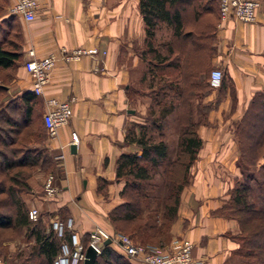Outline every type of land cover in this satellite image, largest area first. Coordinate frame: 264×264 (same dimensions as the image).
Segmentation results:
<instances>
[{"label": "crops", "instance_id": "crops-1", "mask_svg": "<svg viewBox=\"0 0 264 264\" xmlns=\"http://www.w3.org/2000/svg\"><path fill=\"white\" fill-rule=\"evenodd\" d=\"M13 1L7 0V8ZM258 2L251 21L227 18L217 23V19L211 40L210 63L221 70L220 89L211 88L202 98L214 105L206 113L208 123L196 130L201 144L171 225V232L191 241V255L198 264L235 263L232 250L237 242L231 235L237 232V223L211 211L240 174L231 122L240 117L254 92L264 91V0ZM19 25L21 56L3 85L0 104L22 90L30 91V77L23 67L28 49L34 57L55 54L47 81L35 94L40 116L46 98H72L67 122L53 136L45 131L43 138L44 152L54 159L55 192L44 196V176L39 172L30 178L25 200L45 213L66 208L72 232L80 238L93 225L101 226V215L119 201L121 181L113 179L115 157L138 150L123 141L129 122L139 118L128 94L133 69L144 63L137 53L144 36L137 0H38L33 18L19 17ZM76 46L95 47L96 53L60 59L59 47ZM70 130L78 135L73 152L68 147ZM98 177L108 181L105 195L95 189ZM7 247H14L12 241Z\"/></svg>", "mask_w": 264, "mask_h": 264}, {"label": "trees", "instance_id": "trees-1", "mask_svg": "<svg viewBox=\"0 0 264 264\" xmlns=\"http://www.w3.org/2000/svg\"><path fill=\"white\" fill-rule=\"evenodd\" d=\"M6 3L7 0H0V101L5 97L3 85L13 76L21 56L19 21L4 13ZM137 9L144 31L137 53L150 63L158 81L155 86L148 85L143 92L133 86L129 88L130 97L131 94H143L149 98V112L142 120L131 121L126 127L123 141L135 144L138 150L120 152L115 157L113 179L121 181L118 190L121 201L106 212V218L112 230L126 233L132 240L159 244L169 235L179 191L187 184L188 168L201 144L195 130L198 122L194 119H204V114L214 105L202 98L211 89L207 77L212 67L211 40L218 8L217 2L210 0H137ZM205 13H211V16L206 17ZM160 24L169 27V38L152 46L154 30ZM200 74L203 77L195 80ZM220 84L221 79L215 88L220 89ZM172 94L174 98L168 99L167 96ZM193 99L198 103L196 110L203 114L200 117L195 116L191 107ZM174 102L180 108L176 118L181 130L176 151L170 157L171 152L160 132L162 108L157 114L151 109L152 106L169 109ZM256 103L264 104V91H256L249 97L245 110L232 128L240 177L227 189L228 197L211 211L237 223L238 230L231 235L237 242L232 253L241 257L237 264H264V112L258 115L263 118L260 126L252 128L245 124L250 108ZM39 105L35 94L29 90H22L0 104V253L6 251V242L13 239L18 229L24 228L32 237L24 260L35 264L32 261L38 257L44 263L52 264L59 246L70 244L73 232L61 222L59 235L50 228L43 231L40 218L34 221L27 218V205L22 198L30 190L27 170L39 160L50 161L43 150L45 128ZM260 110L264 111V108ZM153 130H156L155 137ZM260 157L262 162L256 165ZM158 171L165 188L162 195L157 193L155 181H151ZM107 182L98 177L97 192L105 195L103 188ZM251 193L256 194L255 197L251 198ZM154 202L155 208L147 207V211L142 212L143 207ZM58 211L61 218L69 217L66 208ZM77 240L83 249L87 244V233L85 239L81 236ZM8 255L15 257L18 254L9 252ZM39 261L36 264H40ZM91 264L134 263L106 243L101 245Z\"/></svg>", "mask_w": 264, "mask_h": 264}, {"label": "built area", "instance_id": "built-area-1", "mask_svg": "<svg viewBox=\"0 0 264 264\" xmlns=\"http://www.w3.org/2000/svg\"><path fill=\"white\" fill-rule=\"evenodd\" d=\"M218 8L217 23L227 18L239 21H251L259 6L258 0H216ZM38 0H14L8 11L24 20H30L35 14ZM58 56L63 61L78 58L81 55H94L95 47H59ZM28 58L23 62V67L30 77V91L37 94L47 81L48 72L55 59L54 53H47L40 57H34L32 49L26 50ZM221 70L213 66L208 71L207 83L211 88L219 85ZM72 98L57 99L53 97L44 100V109L41 113V122L47 135L53 136L56 129L65 124L71 115ZM78 135L74 130L69 131V144H76ZM44 196H51L55 192L53 175L47 173L42 182ZM27 218L34 219L37 210L34 207L27 209ZM52 228L59 234L61 224L57 220L52 221ZM108 238L109 244L130 259L134 264H198L199 262L191 255V241L184 236H172L164 245L132 240L128 234L106 230L101 226L93 225L87 233V244H90L97 254L100 251L102 240ZM70 240L73 245L72 252L66 250V245L61 244L62 254L53 258L52 264H76L83 258L81 248L74 233ZM63 259V261H62Z\"/></svg>", "mask_w": 264, "mask_h": 264}, {"label": "rangeland", "instance_id": "rangeland-1", "mask_svg": "<svg viewBox=\"0 0 264 264\" xmlns=\"http://www.w3.org/2000/svg\"><path fill=\"white\" fill-rule=\"evenodd\" d=\"M4 13L6 15H8V16L10 15V16L15 17L19 21V17L16 16V15H14V14H12V13H10L8 11L7 6H5V8H4ZM204 15L206 17H208V16H211V13H205ZM215 23H216V21H215ZM168 35H169V27H167V26H165L163 24L158 25L156 27V29L154 30V33H153L152 46H155L158 42H161L163 40H168V38H169ZM211 46H213L212 43H211ZM209 68H207V71H208ZM201 74L197 78H195V80H200L203 77V76H201ZM131 75H132L133 80H134L133 81V84L131 86H133L134 88H138L141 92H143L144 90H146V87L148 85H154L155 86L156 85V82L158 81V77L151 70L150 63L147 62V61H145V60H144V63H142V65L140 67L138 66L136 70L133 69V72H132ZM131 95H132L131 96V99H132L131 100V103L135 106V114H136L137 117H139L138 120H142V116L144 114L146 115L149 112V108H148L149 98L147 96L143 95V94H140V95H138V94H131ZM170 97L174 98V95L172 94L170 96H167L168 99ZM143 98H145L146 101L143 102ZM195 100L196 99H193L192 100L191 107H193L195 116H199L200 117L203 114L201 113V111L196 110V109H198L197 108V104L198 103H195L196 102ZM246 104H247V102L244 104V107H243V109L241 111V114L245 110ZM171 106H172L171 108L165 109V110L163 109V106L162 107H160V106L159 107L158 106L157 107L156 106H152V109H151L152 111L151 112H154V114H157L159 108H162L163 114H162V118H161L160 132L162 134V137L166 141V143L168 145V148H169V150L171 152L170 153V157H173L174 152L176 151V148H177V145L176 144H177V140H178L177 139L178 138V134H179V132H180L181 129H180L179 123H178L177 118H176L177 115L180 114V112H179L180 111L179 105H175V102H174V103H172ZM262 108H264V104H257V103L256 104H253L252 107L250 108V111L248 112L249 117L245 120V124H248V126H251L252 128H256V127L260 126L263 123V120H262L263 118L258 117V115H259V113L264 112L263 110H260ZM156 109H157V111H156ZM260 116L263 117V115H261V114H260ZM194 120H196L198 122V124L195 127V130H197V128H198L199 125H203V124L206 125L208 123V121L206 120V113L204 114V119L197 118V119H194ZM238 120H239V118L231 122L232 128L235 125V122L238 121ZM249 124H251V125H249ZM152 133L154 134V137H155L156 136V130H153ZM232 134H233V132H232ZM233 138L235 139V142H236V137H235L234 134H233ZM197 151H198V149H197ZM196 155H197V153H196ZM237 156H238V150H237ZM237 156H236V160H237ZM49 158H50L49 159L50 161L48 162L49 164L47 163V161H43L42 162L41 160H39L37 162V164L33 168H31L30 170H27L28 171V174H29V176L27 178V182L29 184V189L31 188V183L29 181L30 178H32L34 176H37V174H39V172L42 173V175L44 177H45V175L47 173H51V170H52L53 165H54V159L51 156H49ZM236 160H235V162H236ZM260 162H262V158L261 157L257 159V161H256L255 164L258 165ZM192 164H193V162L190 164V166L188 168V172L186 174L187 184H185L183 187H185V186L188 185V183L190 182V179L192 177ZM236 166H237V164H236ZM215 169L216 168H214V171H215ZM237 169H238V166H237ZM238 171H239V169H238ZM239 177H240V174H239V176L237 178H239ZM162 180H163V177L159 173V171L156 172V174L153 175V178H151V181H155V183H156V191H157V193L159 195H162L164 193V191H165V188L162 186ZM263 181H264V178H263ZM234 182H235V179L233 181V184H234ZM182 188L179 191L178 201H177V207H176V211H175V216H174L173 220L171 221V223L169 225V235H168V237L164 241H162L158 245H164V244H166L170 240V238L172 236H176V234H174L173 232H171V225L173 224V222H174V220H175V218L177 216V209L179 208V198H180V193H181ZM103 189L106 191V186ZM29 191L26 192V193H24L22 195V198L24 199V202L27 205V209L32 206L28 202H26V200H25V197L27 196V194H29ZM255 195L256 194H252V196L251 195L250 196H251V198H253V197H255ZM117 197H118V200H119L118 202H120L121 201V198L118 195V191H117ZM227 197H228V193L226 192V198ZM147 207L155 208L156 207V202L149 203L148 206L143 207L142 208V212L147 211ZM36 210H37L36 217L34 219H30V220L34 221L37 218H40L41 226L46 227V230L48 228L52 229L54 231V233H55L56 236L59 235L60 233L58 234L52 228V221L53 220H57L58 222L63 223L64 226L66 228H68V230H70V232L72 231V228L70 227L69 217L61 218L59 216V211L52 212V213H45V212H42V211L38 210L37 208H36ZM106 212L103 215H101L102 222H101L100 225L102 227H109V229H111V227H110L111 225H110V223L108 222V220L106 218ZM42 214H44V217H40V215H42ZM85 236H86V234L83 233L82 234L83 239H85ZM10 241H12L14 247L11 250L7 247L6 248V251H4L3 254L0 253V264H31V263H29L28 260H24V254L26 255V253L28 252L29 247L32 244L31 236H29V235L26 234V232L24 231V228L18 229L17 234ZM61 242L66 243L63 240ZM148 243H152V242H148ZM153 244H157V243H153ZM6 245H7V242H6ZM66 250L68 252L69 251L72 252L73 245L71 243V240H70V244L66 243ZM9 252H13L15 254L17 253L18 255L17 256L15 255V257H10L8 255ZM57 254H60V255L62 254V247H61V245L59 246V249H58V253ZM234 255H235V263L234 264H237L241 260V257L238 256V255H236V254H234ZM10 259H11V261L9 262L8 260H10ZM38 260H40L39 261L40 264H46V263H44L38 257H34V259H33L32 262H35V264H36V263H38ZM80 261L81 260L77 261L76 264H79Z\"/></svg>", "mask_w": 264, "mask_h": 264}, {"label": "water", "instance_id": "water-1", "mask_svg": "<svg viewBox=\"0 0 264 264\" xmlns=\"http://www.w3.org/2000/svg\"><path fill=\"white\" fill-rule=\"evenodd\" d=\"M69 151L73 152L74 151V144H69ZM109 240L108 238H105L102 240V244L108 243ZM96 253L94 248L90 244H86V246L83 248V258L81 259L79 264H91L95 257Z\"/></svg>", "mask_w": 264, "mask_h": 264}, {"label": "bare ground", "instance_id": "bare-ground-1", "mask_svg": "<svg viewBox=\"0 0 264 264\" xmlns=\"http://www.w3.org/2000/svg\"><path fill=\"white\" fill-rule=\"evenodd\" d=\"M62 261H63V259H62Z\"/></svg>", "mask_w": 264, "mask_h": 264}]
</instances>
